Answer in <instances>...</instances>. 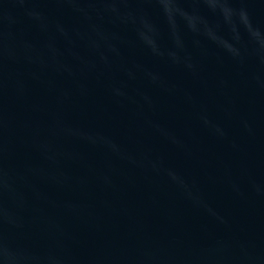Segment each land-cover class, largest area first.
<instances>
[{"label": "water", "instance_id": "95a60500", "mask_svg": "<svg viewBox=\"0 0 264 264\" xmlns=\"http://www.w3.org/2000/svg\"><path fill=\"white\" fill-rule=\"evenodd\" d=\"M0 264H264V0H0Z\"/></svg>", "mask_w": 264, "mask_h": 264}]
</instances>
